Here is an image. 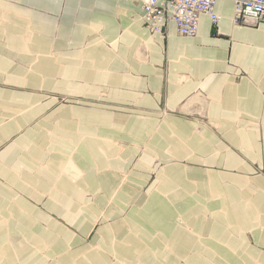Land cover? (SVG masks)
I'll list each match as a JSON object with an SVG mask.
<instances>
[{
	"label": "crops",
	"instance_id": "0c3cea01",
	"mask_svg": "<svg viewBox=\"0 0 264 264\" xmlns=\"http://www.w3.org/2000/svg\"><path fill=\"white\" fill-rule=\"evenodd\" d=\"M215 10L0 0V264H264V24Z\"/></svg>",
	"mask_w": 264,
	"mask_h": 264
},
{
	"label": "built area",
	"instance_id": "2783aa9c",
	"mask_svg": "<svg viewBox=\"0 0 264 264\" xmlns=\"http://www.w3.org/2000/svg\"><path fill=\"white\" fill-rule=\"evenodd\" d=\"M140 3L141 21L152 35L167 36L173 23L181 37L195 39L199 35L200 20L207 16L218 29L224 17L217 13L219 0H134ZM234 3V26L257 27L264 24V0H231Z\"/></svg>",
	"mask_w": 264,
	"mask_h": 264
},
{
	"label": "rangeland",
	"instance_id": "374dc122",
	"mask_svg": "<svg viewBox=\"0 0 264 264\" xmlns=\"http://www.w3.org/2000/svg\"><path fill=\"white\" fill-rule=\"evenodd\" d=\"M257 27H258V26H257ZM251 28H252V27H251ZM253 28H254V27H253ZM155 164L158 165V162L155 161ZM160 168H164V166L161 165ZM153 177H155V175H153ZM122 180H123V183H129V181L127 180V176H125V175L123 176V179H122Z\"/></svg>",
	"mask_w": 264,
	"mask_h": 264
}]
</instances>
